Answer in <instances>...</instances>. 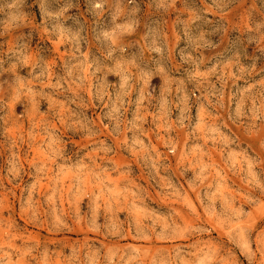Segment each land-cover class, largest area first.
Wrapping results in <instances>:
<instances>
[{
    "label": "clouds",
    "instance_id": "9594fccd",
    "mask_svg": "<svg viewBox=\"0 0 264 264\" xmlns=\"http://www.w3.org/2000/svg\"><path fill=\"white\" fill-rule=\"evenodd\" d=\"M229 122L264 150V0H0V264H221L206 227L138 220L149 192L112 158L159 175V124L168 152L203 136L213 175L212 148L242 147Z\"/></svg>",
    "mask_w": 264,
    "mask_h": 264
},
{
    "label": "rangeland",
    "instance_id": "374dc122",
    "mask_svg": "<svg viewBox=\"0 0 264 264\" xmlns=\"http://www.w3.org/2000/svg\"><path fill=\"white\" fill-rule=\"evenodd\" d=\"M138 43L142 44L143 41ZM178 115V110L173 108V120ZM148 119L151 121L150 116ZM229 127L239 137L238 143L242 147L230 145L225 140L212 148L210 159L203 157V163L211 164L213 175L193 166L200 154L199 148L205 142L203 136L195 139L181 133L174 153L168 152L165 142L169 136L159 124L148 128L145 139L146 143L150 140L154 151L166 157L165 162L169 166L161 169L159 175L150 177L134 156L130 158L128 151L120 150L112 159L116 166L135 165L137 174L133 177L134 181L142 183L149 192L144 206L135 209L138 220L150 222L158 231L167 228L171 222L167 219L169 215L181 228L199 231L206 227L209 231L197 240V244L214 247L221 264H260L261 253L264 252V197L259 196L258 188L264 186V163L256 164L254 161L257 156L264 161V150L259 148L262 134H242V130L235 128L231 122ZM127 135L129 141L135 138L133 132ZM169 184L171 188L167 187ZM250 184L256 187H250ZM20 191V188H16L6 197L9 207L15 206ZM29 231L40 238L39 230L35 233ZM232 232L238 233L236 246L225 240ZM128 239L134 240L135 236L130 233ZM249 243L255 252L246 247ZM164 258L165 255L161 254V264Z\"/></svg>",
    "mask_w": 264,
    "mask_h": 264
}]
</instances>
